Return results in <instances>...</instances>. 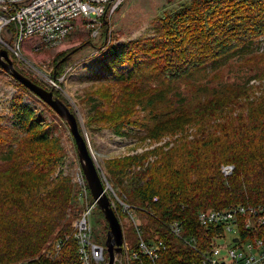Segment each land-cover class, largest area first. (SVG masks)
Wrapping results in <instances>:
<instances>
[{
  "label": "trees",
  "instance_id": "obj_1",
  "mask_svg": "<svg viewBox=\"0 0 264 264\" xmlns=\"http://www.w3.org/2000/svg\"><path fill=\"white\" fill-rule=\"evenodd\" d=\"M262 40L264 0H189L158 19L153 37L105 47L102 67L109 74L103 82L115 91L103 100L104 121L113 117L114 124L106 123L119 136L125 135L123 128L143 131V141L180 134L168 149L108 164L118 182L130 165L137 169L123 189L125 204L145 216L138 227L143 241L165 246L157 260L140 255L131 264H201L200 256L168 231L170 222L180 221L184 234L204 250L212 231L198 224V212L264 204ZM250 58L244 81L210 78ZM123 66L127 70H118ZM188 86L194 88L191 94L182 88ZM16 100L10 111L20 138L0 127V264L36 256L62 224L72 196L67 178H52L62 159L58 146L35 112ZM150 156L154 161L144 167ZM222 166H233L232 173L224 177ZM107 231L106 224L92 242L104 246ZM250 236L264 238V226ZM132 248L137 250V241ZM36 262L78 264L72 241L53 261Z\"/></svg>",
  "mask_w": 264,
  "mask_h": 264
},
{
  "label": "rangeland",
  "instance_id": "obj_2",
  "mask_svg": "<svg viewBox=\"0 0 264 264\" xmlns=\"http://www.w3.org/2000/svg\"><path fill=\"white\" fill-rule=\"evenodd\" d=\"M187 1L189 0H123L99 19L78 21L61 45L41 48L38 51L26 48L21 59L10 57L15 70L36 85L51 91L74 114L98 173L100 174L101 170L105 182L123 202H126L123 189L130 185L129 177L135 176L137 169L134 170L130 165L126 169V176L118 182V178L109 171L108 164L120 163L131 157H141L156 148L168 149L169 144L180 137V134L179 132L174 135L166 134L156 141L149 139L143 141L145 133L137 129L133 132L123 128L124 136L116 134L113 125L106 123L112 121L114 124L113 117L104 121L108 107L103 100L107 93L115 90L103 82L109 71L102 67L105 62L102 54L108 45H120L153 37L156 34L158 19ZM263 42L262 40L261 46ZM252 60L250 58L230 63L210 78L215 81L214 83L244 81L250 74L247 69L252 67ZM118 70H127V67H118ZM182 88L189 94L194 90L191 86ZM16 99L35 112L43 128L47 130L49 140L58 146L62 159L52 178L58 175L65 177L72 188L71 200L62 224L36 256L15 263L20 264L24 261H42L54 240L72 231L74 221L90 204V194L82 183L83 175L75 144L66 124L47 105L0 68V127L12 130V133L20 138V132L14 129L16 121L10 111V106L17 101ZM98 105L100 106L98 113L93 112V108ZM131 111L139 112L140 116L145 113L140 108L135 110L131 108ZM147 160L142 162V165L151 162ZM118 211L116 217L120 222L123 237L132 247L137 239L136 226L144 224L145 216L136 208H131L130 214H121L120 209ZM89 222L92 227V239L93 233L96 235L103 233L106 222L98 208L90 213ZM225 237L230 242L233 234L227 233Z\"/></svg>",
  "mask_w": 264,
  "mask_h": 264
},
{
  "label": "built area",
  "instance_id": "obj_3",
  "mask_svg": "<svg viewBox=\"0 0 264 264\" xmlns=\"http://www.w3.org/2000/svg\"><path fill=\"white\" fill-rule=\"evenodd\" d=\"M122 1L0 0V51L6 50L9 57L21 59L26 48L38 51L41 48L57 47L64 42L78 21L99 19L107 8L110 11ZM153 160L154 158L150 157L147 161L152 163ZM150 163L146 162L144 167ZM220 170L222 175L227 177L232 173L233 166H222ZM99 172L103 191L114 214L119 213L118 209L121 214H130L131 208L117 197L105 182L101 170ZM82 183L87 189L84 177ZM156 201L157 197H154L153 202ZM96 208L90 195V204L74 221L72 231L57 237L44 259L53 261L62 252L64 245L72 241L78 264H103L104 246L92 242V227L89 222L90 213ZM196 220L202 228H211L212 231L209 244L204 250L200 248L195 237L184 234L180 221L170 222L167 229L184 247L200 256L201 264H264V238L250 236L255 228L264 226V204L232 205L223 209L202 210L198 212ZM138 227L136 226L137 250H133L123 237L122 254L116 257V264H131L140 255L155 261L165 250L162 242L156 239L150 243L144 242ZM227 233L233 234L230 242L226 240ZM20 264L56 262L24 261Z\"/></svg>",
  "mask_w": 264,
  "mask_h": 264
},
{
  "label": "water",
  "instance_id": "obj_4",
  "mask_svg": "<svg viewBox=\"0 0 264 264\" xmlns=\"http://www.w3.org/2000/svg\"><path fill=\"white\" fill-rule=\"evenodd\" d=\"M0 68L47 105L66 124L69 133L73 138L78 163L92 200L101 211L104 221L108 226L104 243L105 261L103 264H116V257L121 256L122 254V228L110 206L106 194L103 191V185L96 165L89 151L86 140L79 131L76 117L58 98L54 96L51 91H47L36 85L15 70L13 62L6 50L0 51Z\"/></svg>",
  "mask_w": 264,
  "mask_h": 264
}]
</instances>
